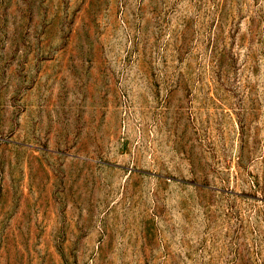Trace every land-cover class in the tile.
Segmentation results:
<instances>
[{"label":"rangeland","instance_id":"rangeland-1","mask_svg":"<svg viewBox=\"0 0 264 264\" xmlns=\"http://www.w3.org/2000/svg\"><path fill=\"white\" fill-rule=\"evenodd\" d=\"M0 264H264V0H0Z\"/></svg>","mask_w":264,"mask_h":264}]
</instances>
